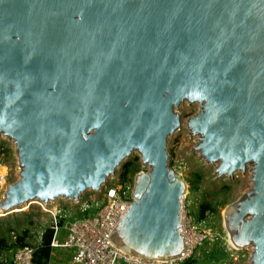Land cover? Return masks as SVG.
Returning <instances> with one entry per match:
<instances>
[{
    "label": "water",
    "instance_id": "1",
    "mask_svg": "<svg viewBox=\"0 0 264 264\" xmlns=\"http://www.w3.org/2000/svg\"><path fill=\"white\" fill-rule=\"evenodd\" d=\"M185 102L199 106L186 126L216 177L250 166L225 227L264 264V0H0V136L20 163L1 214L77 201L134 149L147 170L109 239L135 257H178L185 183L167 139Z\"/></svg>",
    "mask_w": 264,
    "mask_h": 264
},
{
    "label": "rangeland",
    "instance_id": "2",
    "mask_svg": "<svg viewBox=\"0 0 264 264\" xmlns=\"http://www.w3.org/2000/svg\"><path fill=\"white\" fill-rule=\"evenodd\" d=\"M198 109L197 103L187 102L176 107L175 111L180 117L181 125L167 139L168 165L185 183L186 194L184 193L182 198L181 210L185 218L191 217L196 223L201 221L213 237L212 240L207 239L195 248L190 258L195 260L194 264H249L250 247L228 251L232 244L228 238L230 234L225 227V216L230 205L244 198L251 189L250 166L246 167L244 172H237L231 177L226 175L216 177V164L206 163L193 150L198 141L197 136L191 135L186 126L187 120L195 115ZM124 162H134L138 167L137 173L147 170V167L141 163L140 155L133 152L117 167L114 175L110 176L99 190H87L81 194V197L85 199L92 195L100 201L103 187L120 181L119 174ZM19 164L12 141L0 136V172L4 173V179L0 181V202L4 198L3 194L7 186L19 178ZM129 183L133 188V181L129 180ZM73 201L58 198L47 205L33 201L32 204L16 208L7 215H2L0 210V236H4L9 242L11 238H15L16 234L28 228V244L36 246L39 243L40 233L53 224L54 209H62L64 217L60 218L61 223L82 214ZM204 203L209 204L211 209L205 212L203 218H198V209ZM64 224L58 230L57 237L60 241L64 239L67 232ZM70 252V249L53 250L50 264H70ZM10 255H12L11 252ZM6 257H10L8 253Z\"/></svg>",
    "mask_w": 264,
    "mask_h": 264
},
{
    "label": "built area",
    "instance_id": "3",
    "mask_svg": "<svg viewBox=\"0 0 264 264\" xmlns=\"http://www.w3.org/2000/svg\"><path fill=\"white\" fill-rule=\"evenodd\" d=\"M3 179L4 176L0 174V181L2 182ZM131 186L129 182L119 181L103 187L100 201L92 195L85 199L80 197L77 201L74 200V204L78 205L82 214L64 220L62 223L60 221V218L64 217L62 209H54L51 249H70V264H185V260L191 257L195 248L207 239H213L210 231L205 229L201 221L196 223L193 218L184 216V220H180L179 230L185 249L178 257L147 260L123 252L110 241L109 236L134 199ZM39 204L45 203L39 202ZM91 210L94 211L91 213ZM85 212L88 213L84 215ZM63 223L67 232L64 239L60 241L57 235ZM35 247L29 244L16 247L12 252V263L32 264ZM231 249L237 250L231 246L228 251Z\"/></svg>",
    "mask_w": 264,
    "mask_h": 264
},
{
    "label": "trees",
    "instance_id": "4",
    "mask_svg": "<svg viewBox=\"0 0 264 264\" xmlns=\"http://www.w3.org/2000/svg\"><path fill=\"white\" fill-rule=\"evenodd\" d=\"M138 167L134 162H124L121 166V171L119 174L120 181L122 183L133 181V176L137 173ZM209 204H201L198 209V218H203L205 212L210 210ZM88 212H85L86 215ZM53 235V229L47 227L41 232L40 241L35 247L33 262L32 264H50L52 259L53 250L50 247V241ZM28 244V228L23 229L20 233L15 235V238H11L10 241L4 237L0 236V264H13L12 263V253L16 247ZM3 253L5 255H3ZM7 253L9 258H7ZM70 254V253H69ZM70 256V255H69ZM193 259L188 258L185 260V264H194Z\"/></svg>",
    "mask_w": 264,
    "mask_h": 264
},
{
    "label": "bare ground",
    "instance_id": "5",
    "mask_svg": "<svg viewBox=\"0 0 264 264\" xmlns=\"http://www.w3.org/2000/svg\"><path fill=\"white\" fill-rule=\"evenodd\" d=\"M181 125V124H180ZM177 130V129H176ZM196 135V134H195ZM197 136V135H196ZM133 152H136V150H131V153H130V155L133 153ZM219 162H217V163H215L216 165L218 164ZM238 172V171H237ZM0 174L1 175H3L4 173H2V172H0ZM186 190V189H185ZM185 190H184V192H183V194H182V196H184V193H185ZM186 194V193H185ZM81 197V196H80ZM79 197V198H80ZM181 204H182V201H181ZM20 207V206H19ZM2 208H1V206H0V210H1ZM184 213L182 212V210L180 209V220L181 221H183L184 220ZM230 242H231V240H230ZM231 244H232V242H231Z\"/></svg>",
    "mask_w": 264,
    "mask_h": 264
},
{
    "label": "crops",
    "instance_id": "6",
    "mask_svg": "<svg viewBox=\"0 0 264 264\" xmlns=\"http://www.w3.org/2000/svg\"><path fill=\"white\" fill-rule=\"evenodd\" d=\"M38 242H39V237H38ZM69 261H70V259H69Z\"/></svg>",
    "mask_w": 264,
    "mask_h": 264
}]
</instances>
